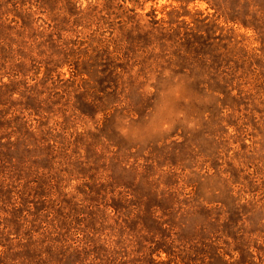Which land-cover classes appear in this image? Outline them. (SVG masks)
<instances>
[{
  "label": "rangeland",
  "instance_id": "obj_1",
  "mask_svg": "<svg viewBox=\"0 0 264 264\" xmlns=\"http://www.w3.org/2000/svg\"><path fill=\"white\" fill-rule=\"evenodd\" d=\"M236 3L264 12L0 0V138L17 147L0 264H264V33L229 19Z\"/></svg>",
  "mask_w": 264,
  "mask_h": 264
},
{
  "label": "trees",
  "instance_id": "obj_2",
  "mask_svg": "<svg viewBox=\"0 0 264 264\" xmlns=\"http://www.w3.org/2000/svg\"><path fill=\"white\" fill-rule=\"evenodd\" d=\"M255 7V6H254ZM252 8V7H251ZM249 8V9H251ZM229 19L232 20L235 23H240L243 26H245L246 28H253L255 29L257 32H261L264 33V12L259 9V8H254L253 10H248V11H244L243 10V6H241L239 3H236L234 5V11L232 14H227ZM18 77L19 74H16ZM24 79H20V80H13L11 83L9 84H5L2 87L3 88H7L11 89L12 86L16 85V84H21V81ZM89 82L92 83V79H89ZM102 91L98 90L96 87L94 88V90H92V92L90 93V97L93 98V102L94 104H98V105H102V106H113V102H112V98H113V94L105 92L104 91V95L102 96ZM108 109V108H106ZM1 115V114H0ZM2 118V116H0ZM0 118V120H1ZM2 122V120H1ZM13 127V126H12ZM6 127L5 126H1L0 125V133H2V135H5L6 132ZM7 135V134H6ZM6 138L4 136H2L0 138V165L4 164L3 162H5L4 160L6 159V150L7 148L10 151H14L16 152V144L15 142H8V143H3V139Z\"/></svg>",
  "mask_w": 264,
  "mask_h": 264
}]
</instances>
